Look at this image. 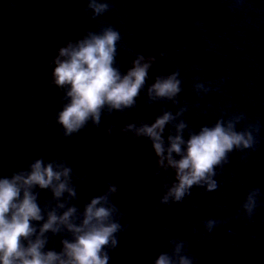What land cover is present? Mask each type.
I'll list each match as a JSON object with an SVG mask.
<instances>
[{
    "label": "clouds",
    "instance_id": "9594fccd",
    "mask_svg": "<svg viewBox=\"0 0 264 264\" xmlns=\"http://www.w3.org/2000/svg\"><path fill=\"white\" fill-rule=\"evenodd\" d=\"M231 2L240 7L244 0ZM112 7V0H87L83 12H90V19L97 20ZM122 39L113 25L100 22L96 31L85 29L77 39H67L52 58L48 83L62 93L58 96L61 107L55 115L61 135L71 138L89 123L99 128L103 115L134 110L143 92L145 106L171 103L176 111L161 107L151 121L137 120L123 127L111 124L105 139L116 131L125 140L139 141L140 148L146 143L151 145L156 157L152 175L161 178V205L184 202L193 188L217 190L220 185L215 177L218 170L229 164L230 154L239 152L241 161H245L247 150L255 151L258 147L259 121L245 123L238 129L246 115L229 114L222 109L214 124L202 125L198 131L190 128L185 120L190 106L179 99L183 91L180 68L150 76L153 66L167 58L166 51L156 49L147 55L133 52L129 67L121 71L118 49L131 51L121 44ZM223 82L221 78L213 87V82L194 76L192 90L197 98H202L219 91ZM192 107L198 108L199 104ZM27 160L26 167L0 175V264H109L119 234L129 227L121 223L125 213L112 199L120 192V186L105 182L104 190L84 202L81 209L75 203V181L82 184L86 176H77L73 166L59 155L45 159L41 154ZM41 191L50 193V199L41 201ZM260 196L259 188L248 189L232 219L254 222L261 206ZM226 223L227 218H208L202 222V228L211 233ZM197 231L193 226V234ZM52 237H60L59 250L48 247ZM168 245L170 250L159 253L152 264H196L195 257L188 252L187 241L171 237Z\"/></svg>",
    "mask_w": 264,
    "mask_h": 264
},
{
    "label": "water",
    "instance_id": "95a60500",
    "mask_svg": "<svg viewBox=\"0 0 264 264\" xmlns=\"http://www.w3.org/2000/svg\"><path fill=\"white\" fill-rule=\"evenodd\" d=\"M235 48L264 136V0H223Z\"/></svg>",
    "mask_w": 264,
    "mask_h": 264
}]
</instances>
